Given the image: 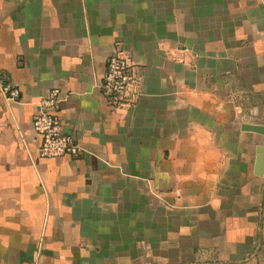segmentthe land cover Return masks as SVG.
<instances>
[{
    "label": "crops",
    "instance_id": "crops-1",
    "mask_svg": "<svg viewBox=\"0 0 264 264\" xmlns=\"http://www.w3.org/2000/svg\"><path fill=\"white\" fill-rule=\"evenodd\" d=\"M0 80V264H264V0H0ZM53 87L76 157L37 152Z\"/></svg>",
    "mask_w": 264,
    "mask_h": 264
},
{
    "label": "built area",
    "instance_id": "built-area-1",
    "mask_svg": "<svg viewBox=\"0 0 264 264\" xmlns=\"http://www.w3.org/2000/svg\"><path fill=\"white\" fill-rule=\"evenodd\" d=\"M141 74L131 61L130 55L120 42L105 60V70L98 81V88L104 98L114 106L134 104L141 94ZM0 87L6 98L17 99L19 89L0 80ZM60 89L50 88L39 100V111L34 115L32 127L39 142L38 155L42 158L61 156L76 157L82 148L71 134L63 130Z\"/></svg>",
    "mask_w": 264,
    "mask_h": 264
},
{
    "label": "water",
    "instance_id": "water-1",
    "mask_svg": "<svg viewBox=\"0 0 264 264\" xmlns=\"http://www.w3.org/2000/svg\"><path fill=\"white\" fill-rule=\"evenodd\" d=\"M242 130L251 131L263 136L262 144L257 148V155H256V167L255 172L256 174H262L264 171V124H243Z\"/></svg>",
    "mask_w": 264,
    "mask_h": 264
}]
</instances>
